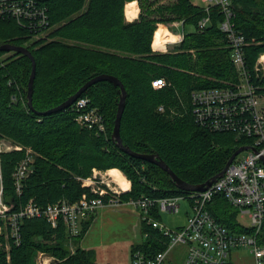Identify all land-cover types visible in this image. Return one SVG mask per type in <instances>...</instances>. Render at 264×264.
<instances>
[{
	"label": "trees",
	"instance_id": "1",
	"mask_svg": "<svg viewBox=\"0 0 264 264\" xmlns=\"http://www.w3.org/2000/svg\"><path fill=\"white\" fill-rule=\"evenodd\" d=\"M45 9L50 31H34L21 18L0 17V47L25 46L36 63L32 104L29 81L33 60L28 54L0 49V138L11 140L34 156L32 172L22 180L19 193L14 172L25 158V150L2 154L4 199L18 210L30 199L46 205L66 199L78 201L84 193L97 195L77 176L88 177L94 168H120L131 181L123 200L142 196L162 197L186 193L170 173L122 149L113 137L122 89L110 79L90 84L68 107L58 106L76 95L91 80L109 75L124 85L127 96L120 121L124 146L135 154L158 156L180 178L200 184L218 174L231 155L252 138L231 131H214L197 120L192 94L198 89L227 86L237 80L232 47L221 23L225 14L219 5L193 0H137L141 11L129 21L126 4L133 0H36ZM236 30L250 43L246 60L252 69L264 52V0H231ZM209 21L200 25L204 18ZM183 23L184 38L167 51L155 50L153 40L159 24ZM186 26H191L186 30ZM48 29V30H49ZM157 78L165 85L155 87ZM82 110L97 108L105 130L77 122L78 102ZM220 222L237 231L238 211L217 195L209 206ZM82 221L73 234L61 218L52 226L46 218H26L20 240L0 234L9 244V255L0 249V264H41L39 251L52 255L50 264H101L94 248L81 240L95 214ZM155 219L161 213L153 211ZM142 241L131 246L133 262L137 250L154 256L167 248L169 236L141 219ZM251 231V230H250ZM264 242V223L260 233ZM168 255L164 264H171Z\"/></svg>",
	"mask_w": 264,
	"mask_h": 264
},
{
	"label": "built area",
	"instance_id": "2",
	"mask_svg": "<svg viewBox=\"0 0 264 264\" xmlns=\"http://www.w3.org/2000/svg\"><path fill=\"white\" fill-rule=\"evenodd\" d=\"M207 8L210 5H219L225 14L221 28L226 34L232 47V61L236 67L237 80L228 82L227 86L198 89L193 92L192 98L195 104V113L198 122L214 131H231L238 137L252 138L251 148L238 154L228 166L223 175L218 177L211 186L203 191L186 190V193L167 195L162 197L142 196L136 199L123 200L121 194L131 189V181L127 182L112 178L115 186L107 183L103 186V170L94 168L91 176L80 178L82 185L89 187L98 196H90L86 193L75 202L61 199L57 203L39 205L35 201L28 202L25 209L11 213L0 206V220L8 224L0 227V233L4 228L15 240H20V228L25 215L35 218H46L52 226H57L62 218L73 234H78L81 221L98 208L104 206L119 207L132 205L139 213L140 219L149 225L159 228L169 236L167 248L159 251L154 256H148L144 251L137 250L134 253L132 264H164L165 259L176 247L184 249L185 264H228L231 260L232 250L238 247L249 248L253 257V264H264V242L260 240V233L264 223V52L260 53L254 67L251 69L246 60L247 41L242 32L236 30L233 20L231 0H203ZM36 0H0V17L14 16L26 20V24L34 27L47 24L45 9L39 7ZM206 17L200 21L203 27L208 23ZM49 22V20H48ZM182 22V21H181ZM179 24V21L173 22ZM183 24V23H182ZM34 30V29H33ZM35 31H43L40 28ZM175 44L183 40L184 30L178 34ZM155 87L165 85V80L157 78L153 81ZM262 90V91H260ZM89 102L82 99L78 102L80 112L76 120L79 124L105 130L103 114L97 108L82 110ZM2 146L10 149L21 150L23 147L11 140L0 138V151ZM33 161L32 149L27 147V156L20 162L15 171V179L19 182L27 176L30 164ZM2 169V156L0 154V174ZM112 169L107 173L113 174ZM22 176V178H20ZM125 184L126 186H123ZM185 191V190H184ZM220 195L238 211L239 225L249 228L247 231H237L213 216L209 208L215 197ZM188 199L190 213L187 222L179 229H169L160 220L155 219L153 211L160 213L166 211L175 213L181 209V200ZM44 207V208H42ZM248 219L249 223L240 222L239 219ZM0 221V222H1ZM1 247V243H0ZM51 258L41 259L47 263Z\"/></svg>",
	"mask_w": 264,
	"mask_h": 264
},
{
	"label": "crops",
	"instance_id": "3",
	"mask_svg": "<svg viewBox=\"0 0 264 264\" xmlns=\"http://www.w3.org/2000/svg\"><path fill=\"white\" fill-rule=\"evenodd\" d=\"M127 5V19L129 21L135 20L136 17L135 19L129 18ZM173 45L174 44H169V47ZM155 49H162L163 51H165L163 48ZM140 222L141 219L139 213L133 208L128 207V209H115L104 206L100 208L95 214L89 229L81 240V245L84 248H94L97 252V261L101 264H131L130 253L128 261H126V259L117 261L114 260V256L109 252V248L112 244H125V242H127L129 246H132L135 243H132L133 239H137L139 237V233L141 231ZM232 259L233 256H231V260L229 263H231Z\"/></svg>",
	"mask_w": 264,
	"mask_h": 264
},
{
	"label": "rangeland",
	"instance_id": "4",
	"mask_svg": "<svg viewBox=\"0 0 264 264\" xmlns=\"http://www.w3.org/2000/svg\"><path fill=\"white\" fill-rule=\"evenodd\" d=\"M193 1L196 2V3H199V4H204L203 0H193ZM138 8H139V13H140L141 7H140L139 2H138ZM138 16H139V14H138ZM137 18L138 17H136V19ZM161 24L167 26L173 33L177 34V36H179L178 34L183 32V24H182V22H180L179 24H174L173 22L170 23V24H165V23H161ZM161 24H159V25H161ZM50 27L51 26H50V24L48 22V19H47V24L46 25L34 27L33 29L35 31V30H39L40 28H44V32L43 31L42 32L45 35L46 33H48L50 31V29H49ZM190 29H191V26H186V30H190ZM168 49H171V47H169V44H168ZM155 50L163 51L162 49H155ZM262 87L264 88V82L262 83ZM260 91H262V90H260ZM245 153L246 152H243L242 154H245ZM112 168L120 169L118 167H112ZM112 168H109V169H112ZM96 169L106 171V172H103V176H99V180H104L105 181L104 183H101L103 186H107V183L110 184L111 186H115V184L111 180H112L113 177L116 180H118L117 176H119V175H122L121 177L126 180V178L123 176V174L121 172H119L120 174L118 173V175H114V174H111V173H107V170H109V169L104 170V169L97 168V167H96ZM122 181L124 183L127 182V180L124 181L123 179H122ZM123 186H126V185L123 184ZM108 207L109 208H115V209H119V208H127L128 209V207H130V208L135 209L132 205H125V206L122 205V206H119V207L108 206ZM190 210H191L190 209V203H189L188 199H182L181 200V209H180V211L175 212V213H170V212L164 211V212L161 213L162 218L160 219V221H161L162 224H165L166 228L179 229L180 226L184 225L187 222L188 213H190ZM239 221L240 222L242 221L243 223H246V224L249 223V220L246 219V218L245 219H241L240 218ZM142 239H143V235H142V232L140 231L139 237L137 239L134 238L132 243L138 242V241H142ZM130 248H131V246H129V244L127 242H125V244L116 243V244L110 245L109 252L114 256V260L120 261L122 259H126V261H128ZM170 255H173V259H172V261H168V263H171V264H185V261H184V249L182 247H176ZM232 256H233V259H232L231 263H229V264H253V262H254L253 259H252L253 257L251 255V251H250L249 248H245V247L235 248L234 250H232Z\"/></svg>",
	"mask_w": 264,
	"mask_h": 264
},
{
	"label": "water",
	"instance_id": "5",
	"mask_svg": "<svg viewBox=\"0 0 264 264\" xmlns=\"http://www.w3.org/2000/svg\"><path fill=\"white\" fill-rule=\"evenodd\" d=\"M0 49L6 50V51H16V52H20V53H24V54H28L32 60H33V72L31 75V79L29 81V88H28V93H29V104H32V95H33V90H34V80H35V70H36V63L32 57V53L31 51L25 47V46H16V45H11V44H7V45H3L0 47ZM98 79H110L112 81H114L116 84H119L121 89H122V98H121V103H120V108L117 114V118H116V122H115V127H114V132H113V137L117 140L118 145L124 149L125 151L131 153L134 156H139L147 161H153L156 162L157 164H159L162 168H164L165 170H167L171 177L173 178V180L175 181L176 185L182 189V190H197V191H203L206 190L209 186H211V184L216 181L218 179V177H220L221 175L224 174V172L226 171V169L228 168V166L232 163V161L234 160V158L242 153L243 151L251 148L250 146L244 145V146H240L232 155L231 157L228 159L225 167L223 168V170H221L218 174H216L215 176H213L212 178L206 180L203 183L200 184H191L185 180H183L182 178H180L175 172H173V170L163 161L161 160L158 156H154V155H145V154H135L130 148L124 146L123 141L121 139V135H120V121H121V117H122V113H123V109L125 106V99L127 96V92L126 89L124 87V85L122 84V82L114 77V76H109V75H102L99 76L93 80H91L90 82H88L85 86H83V88H81V90L74 95L72 98H70L68 101L64 102L62 105L58 106L57 108L50 110L49 112H52L54 110L57 109H62L65 107H68L69 105H71V103H73V101L81 94L82 91H84L86 89V87H88L90 84L94 83L95 81H97Z\"/></svg>",
	"mask_w": 264,
	"mask_h": 264
},
{
	"label": "bare ground",
	"instance_id": "6",
	"mask_svg": "<svg viewBox=\"0 0 264 264\" xmlns=\"http://www.w3.org/2000/svg\"><path fill=\"white\" fill-rule=\"evenodd\" d=\"M127 5V4H126ZM127 9H128V16H129V18L130 19H133V18H135V17H137L138 16V14H139V8H138V2L136 1V0H134V1H130V2H128V5H127ZM177 34H174V33H172L171 31H170V29L167 27V26H165V25H160L159 26V28H158V30L156 31V33H155V36H154V40H153V46L155 47V48H165L166 47V43L167 42H174L176 39H177ZM20 145V144H19ZM22 146V145H21ZM23 148L21 149V150H25L26 151V156H27V148H25L24 146H22ZM13 150H16V149H13ZM12 149H10V148H8V147H6V146H2V150L0 151V154H1V156H2V154L4 153V152H8V151H13ZM25 156V157H26ZM32 157H33V161L31 162V164H30V170H29V172H28V174H27V176L32 172V164H33V162H34V156H33V154H32ZM20 164V163H19ZM18 164V165H19ZM18 165H17V167H18ZM17 167H16V170H17ZM15 170V171H16ZM112 172H113V174L114 175H118V173L120 172V171H117V169H113L112 170ZM120 174V173H119ZM14 176H15V172H14ZM26 176V177H27ZM122 175H119V176H117L118 177V180L119 181H121L122 182V179L124 180V181H126L124 178H122L121 177ZM25 177V178H26ZM20 178H22V176H20ZM24 178V179H25ZM80 178H85V177H81V176H77V179L78 180H81ZM16 187H17V191L19 192V193H21L22 192V189H23V182H19V181H17L16 180ZM35 201L36 202V200H34V199H30L28 202H31V201ZM59 200H57V201H55L56 203L58 202ZM27 202V203H28ZM26 203V204H27ZM49 203H51V202H49ZM25 204V205H26ZM39 205H41V206H43V204H40V203H38ZM48 204V203H47ZM46 204V205H47ZM25 205H23V206H25ZM0 206L1 207H3L4 209H7V210H9L12 214L13 213H15V211H17V210H14V205L13 204H9V203H7L6 201H5V199H4V186H3V180H2V169H1V174H0ZM23 206H21L18 210H19V212H21V211H23L25 208L23 207ZM42 208H44V207H42ZM100 208H102V207H100ZM100 208H98L96 211H98ZM95 211V212H96ZM94 212V213H95ZM91 214H93V213H91ZM91 214H89L88 216H86L84 219H86L87 217H89ZM26 218H35V217H33V216H30V215H25L24 216V220L26 219ZM83 219V220H84ZM82 220V221H83ZM1 221V220H0ZM82 221H81V224H82ZM0 223H3L2 221L0 222ZM80 224V225H81ZM8 226V224H0V227H7ZM80 229H81V227H80ZM8 229H6V228H4L3 229V231L0 233V234H5V237H7L8 236ZM1 247H4L6 250H7V252H8V259L10 260V255H9V244L8 243H6L5 245L4 244H2L1 243ZM1 247H0V249H1ZM52 257V255L50 254V253H48V252H45V251H39V254H38V256H37V260H38V262L39 263H41V264H50L51 262H52V260H53V257H52V259L49 261V262H47V263H44V262H41L40 260H39V258H41V259H48V258H51Z\"/></svg>",
	"mask_w": 264,
	"mask_h": 264
}]
</instances>
